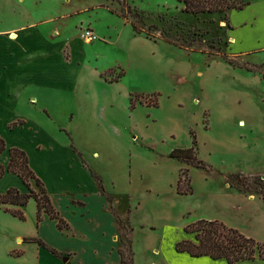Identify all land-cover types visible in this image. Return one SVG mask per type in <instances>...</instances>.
Wrapping results in <instances>:
<instances>
[{
    "label": "rangeland",
    "instance_id": "374dc122",
    "mask_svg": "<svg viewBox=\"0 0 264 264\" xmlns=\"http://www.w3.org/2000/svg\"><path fill=\"white\" fill-rule=\"evenodd\" d=\"M248 1L228 17L243 50L264 43L255 39L264 35V6ZM182 8L177 0H0V30L22 28L0 79V132L17 128L9 143L50 147L46 157L62 165L83 160L106 191L125 195V212L129 197L135 239H172L213 202L234 206V226L264 244V51L234 56L227 13ZM253 18L259 27H241ZM85 28L95 41L84 42ZM42 37L60 46L44 49ZM24 56L28 65H16ZM193 137L204 169L169 157ZM181 169L191 194L176 192ZM120 220L128 255L129 225ZM8 226L0 227V264H21L6 251Z\"/></svg>",
    "mask_w": 264,
    "mask_h": 264
},
{
    "label": "crops",
    "instance_id": "0c3cea01",
    "mask_svg": "<svg viewBox=\"0 0 264 264\" xmlns=\"http://www.w3.org/2000/svg\"><path fill=\"white\" fill-rule=\"evenodd\" d=\"M238 1L245 3V6L241 10H229L227 20L231 15L234 16L235 13L246 11L251 7V1ZM260 3L264 6V0H260ZM228 23L230 29L227 31V38L229 39L231 53L234 56L264 51V43H261V41H264V35L255 37L260 41V45L243 50L241 45L244 39L237 38L235 33L233 34L234 30L237 29L236 26H232L230 20H228ZM243 26H249L251 29L257 28L260 26V22L253 18V20L241 25V27ZM18 29L22 30V28ZM18 29L0 30V79L3 75H6L8 69L14 64L12 45L13 41L18 38ZM20 30L19 32H21ZM42 38L44 49L52 48L56 44L60 46V41L50 42L46 37ZM27 56H24V60L21 62L17 60L15 64L18 66L28 65V63L23 62L27 60L25 59ZM13 131L0 132V136L4 139L6 145V150L0 155V164L3 167L7 166L9 161L7 150L9 148L15 147L24 151L28 157L30 169L43 183L53 208L69 226V231L59 230L57 222L50 219L45 213H42L41 221L38 223L36 220V202L33 199H30L22 209L25 217L24 221L7 213L4 210L5 207L0 205V227L2 228L4 223L9 224L4 229V237L7 242L6 251L14 254L16 259L22 260L21 264H121L118 249L122 245L115 215L120 219L121 217L127 218L131 250L130 264H227L224 259L212 260L207 256L191 257L187 253L177 252L175 245L190 236L184 233V224L177 228L172 239L165 238L164 240L160 238V241H157V238L153 239L146 233L141 239L139 237L135 239L138 228L134 224L132 225L129 220V214L131 213L129 197L127 200L128 211L125 212L124 203L119 199L125 195L114 191H109V193L104 189L102 181L99 179L101 188L91 173L97 175L86 168L83 160L80 159L81 161L77 163L74 159L71 166L62 165L58 161L55 162L52 158L46 157L48 153L53 151L50 147L46 149V146L35 143L31 144L29 150L24 145L9 143L7 138ZM75 151L73 148V152ZM79 157L81 158L80 155ZM10 188L17 189L22 194L28 193L20 178L5 173L0 179V195ZM109 197H115L116 200L110 203ZM208 205L215 207V210L211 214L207 212L199 216V220L218 221L243 234L244 231L232 223V217L237 215L234 212V206L229 207L227 205L226 208H219V205L213 202H208ZM8 207L14 210L18 209L14 206ZM180 217H184V214L182 213ZM141 229L147 230L142 225ZM243 235L256 242L262 240L250 234L244 233ZM25 239L39 240L44 246L36 242H26ZM141 241L143 243H140ZM51 250L56 251L58 255L52 253ZM236 264H264V260L240 261Z\"/></svg>",
    "mask_w": 264,
    "mask_h": 264
},
{
    "label": "trees",
    "instance_id": "16d2710c",
    "mask_svg": "<svg viewBox=\"0 0 264 264\" xmlns=\"http://www.w3.org/2000/svg\"><path fill=\"white\" fill-rule=\"evenodd\" d=\"M182 5V12L189 13L194 16L207 13H222L226 14L229 10H241L245 3L237 2L236 0H177ZM131 30L135 34H141L137 27L131 24ZM156 105V102L153 103ZM23 122L18 121L10 125V130L17 125H22ZM195 139L191 148L174 149L170 152L169 157L181 163L194 166L199 169H204L203 164L197 160L195 152ZM6 150L4 140L0 137V155ZM9 161L6 167L0 164V179L5 173L16 175L23 182L28 190V193H20L17 189L10 188L4 194L0 195V205L5 207V211L12 216L24 221V213L22 209L27 205L30 199L36 202V220L41 221L42 213L55 220L57 228L61 231H69L68 224L60 217L58 212L53 208L46 189L43 183L34 175L29 167L28 157L26 153L18 148H9ZM187 169H181L176 182V192L178 195H187L192 193V189L188 185L183 188V177H187ZM96 179L99 186L102 188L100 180L97 176L91 173ZM188 184L189 179L187 178ZM33 183L34 188L31 184ZM260 192L263 190V185L258 188ZM264 201V195L260 193ZM109 202L112 198L109 197ZM8 206L17 207V210L10 209ZM116 225L118 230L123 229L120 218L115 215ZM186 235H193L194 239H184L175 245V250L180 253H187L191 257L207 256L212 260L224 259L227 264H236L240 261H252L255 259L264 260V245L256 242L251 238L245 237L237 230L229 228L218 221L198 220L189 224L183 229ZM26 242H36L44 246L42 242L35 239H25ZM127 245V244H126ZM129 256L123 248L118 249L120 254L121 264H130V246ZM55 255L56 251L51 250ZM58 255V254H57Z\"/></svg>",
    "mask_w": 264,
    "mask_h": 264
},
{
    "label": "built area",
    "instance_id": "2783aa9c",
    "mask_svg": "<svg viewBox=\"0 0 264 264\" xmlns=\"http://www.w3.org/2000/svg\"><path fill=\"white\" fill-rule=\"evenodd\" d=\"M83 36H84V39L88 40L89 42H93L96 40V36L93 34V32L88 29V28H85L84 31H83Z\"/></svg>",
    "mask_w": 264,
    "mask_h": 264
},
{
    "label": "bare ground",
    "instance_id": "6f19581e",
    "mask_svg": "<svg viewBox=\"0 0 264 264\" xmlns=\"http://www.w3.org/2000/svg\"><path fill=\"white\" fill-rule=\"evenodd\" d=\"M85 41H86V43H89V41H88V40H86V39H85V40H84V42H85ZM240 125H241V124H240Z\"/></svg>",
    "mask_w": 264,
    "mask_h": 264
}]
</instances>
